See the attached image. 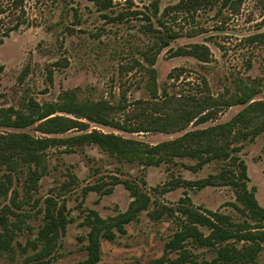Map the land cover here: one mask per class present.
<instances>
[{
  "label": "rangeland",
  "instance_id": "rangeland-1",
  "mask_svg": "<svg viewBox=\"0 0 264 264\" xmlns=\"http://www.w3.org/2000/svg\"><path fill=\"white\" fill-rule=\"evenodd\" d=\"M154 1L159 11L149 20ZM178 1L0 0L5 8L0 13V33L24 21L0 44V118L8 107L25 110L31 99L57 103L65 90L74 91L81 101H109L121 119L167 109L165 93L222 100L247 86L253 100H264V0H218L191 12L169 8ZM166 27L179 36L159 52L153 79L146 52L155 53ZM193 43L209 46V60L178 54L180 48L188 49ZM245 106L211 102L208 120L195 118L170 131L130 132L81 118L88 124L84 130L48 135L37 129V123L25 127L0 124V133L66 137L96 130L155 144L187 130L226 122ZM232 145L240 147L248 187L264 206V131ZM44 157L45 168L43 164L39 168L43 173L35 186L30 181L35 164L20 165L14 171L0 168V181L5 182L0 192V233L6 227L11 230V248L0 247V264L33 261L40 247L32 243L44 223L48 196L64 206L68 223L47 259L51 264L83 260L93 211L112 216L126 210L133 199L125 180L148 193L150 205L126 224L125 232L102 240L101 259L96 264H210L225 242L200 245L190 238L181 249L166 246L186 220L180 211L186 198L203 211L227 213L235 221L247 218L232 185L217 182L192 188L186 183L217 174L224 165L239 173V165L230 159L211 160L196 169L191 165L198 160L189 157L143 165L111 155L94 142L50 146ZM96 183H102L103 189L112 187V192L86 190ZM200 228L209 231L206 226ZM251 264H264V249Z\"/></svg>",
  "mask_w": 264,
  "mask_h": 264
},
{
  "label": "trees",
  "instance_id": "trees-1",
  "mask_svg": "<svg viewBox=\"0 0 264 264\" xmlns=\"http://www.w3.org/2000/svg\"><path fill=\"white\" fill-rule=\"evenodd\" d=\"M216 1L218 0H179L169 8L191 12L202 6L213 5ZM4 10L5 8L0 6V13ZM158 11L159 5L157 1H154L152 14L148 15L149 20ZM120 14L121 17L125 15V13ZM158 21L161 25H165L160 18ZM22 22L24 21L19 20L13 23L0 33V44L3 43L5 36H8L12 30H17ZM193 32L191 35L197 34V30ZM159 36L160 42L155 53L146 52L149 63L152 65L149 71L152 73L153 79L157 77L155 63L159 52L178 37L179 33L175 29L166 27ZM182 53L191 54L202 60H209L210 48L205 44L193 43L188 49L180 48L178 54ZM2 69L3 64L0 63V70ZM239 90L238 94L227 96L222 100L213 97L199 98L192 93L180 95L165 93L167 109L160 111L157 108L146 116L131 117L133 120L116 117L115 105L107 100L81 101L77 99L75 92L70 90H65L57 103H40L31 99L25 110L14 107L2 110L3 116L0 118V124L25 127L37 123L39 131L50 135L76 128L84 130L88 124L81 118H85L130 132L170 131L174 128H183L187 122L195 118L201 121L208 120L211 102L220 101L225 105L245 104L246 106L226 122L187 130L175 138L165 139L155 144L96 130L66 137H39L26 131L0 133V168L5 166L14 171L20 165L35 164L37 168L32 170L33 177L30 178L32 186H35L36 180L43 173L38 172L39 168L42 167V164L43 169L45 168L43 162L45 149L55 145H81L86 142L97 143L107 149L111 155L127 161H137L143 165H158L173 162L177 157H189L198 160L195 165H191V168L196 169L211 160L230 159L239 165V173H235L233 169H228L227 165H224L217 174L197 181L187 180L186 183L192 188H201L217 182L232 185L236 190L237 198L243 204L247 218L235 221L227 213L203 211L196 208L189 198H186L183 200L184 204L180 206V211L185 214L186 220L166 246L170 249H181L190 238L200 245L215 246L225 242L218 248V255L212 259L210 264H251L256 260L259 251L264 249V206L258 201L254 190L248 187L246 162L238 153L240 147L232 145V143L255 137L264 131V100H253V91L247 86H241ZM210 100L212 101L210 102ZM172 102L174 105H169ZM117 180L119 181V179ZM124 183L133 195L129 206L126 210L107 217L93 211V215L88 219L90 231L87 255L83 260L73 264H96L101 259L102 240L104 238L113 239L118 232H125L126 224L132 221L138 212L149 207L151 199L148 193L143 191L139 185L128 180H125ZM4 184L5 182L1 180L0 192H4ZM102 186H104L102 183H96L88 185L86 190L112 192V187L103 189ZM67 223L64 206H59L54 196L46 197L44 223L32 243L35 248H40L37 249L33 261L29 264H34V262L51 264L47 257L52 254L57 244V238L66 229ZM200 226H206L209 231H203ZM10 231V228L6 227L5 232L0 233V247L3 249L11 248ZM237 242H240L241 246Z\"/></svg>",
  "mask_w": 264,
  "mask_h": 264
}]
</instances>
